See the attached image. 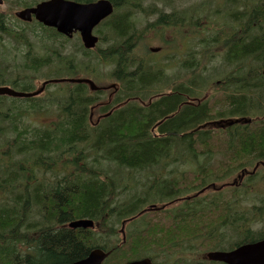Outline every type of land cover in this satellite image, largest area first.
<instances>
[{
    "label": "trees",
    "instance_id": "trees-1",
    "mask_svg": "<svg viewBox=\"0 0 264 264\" xmlns=\"http://www.w3.org/2000/svg\"><path fill=\"white\" fill-rule=\"evenodd\" d=\"M37 1L5 0L8 7L0 10V85L7 81L19 85L23 79H35L39 70L52 65L54 57L64 64L65 69L74 67L75 54L61 53L69 40L61 38L55 29L41 24L17 27L12 23L13 20L18 21L14 16L15 9L34 5ZM111 1L118 12L127 7L136 9L142 0ZM116 13L103 23L107 35L104 33L100 39L106 43L105 48H98L96 52L87 50L78 38L81 42L78 50L90 60L93 58L91 53H94L95 58L114 66L112 77L119 79L126 88V99L135 83L151 88L159 84L163 71L152 70L154 65L150 61L147 75L141 70L138 74L136 69L132 70L134 66H142L137 62L141 57L134 38L137 29L132 18ZM241 21L239 28L224 29L211 39H202L201 44L206 48L200 52L199 61L207 66L218 58L221 50H225V61L229 65L240 64L242 67L248 60L260 65H250L249 70H242L239 75L231 71L223 78L222 74L216 73L220 81L216 84L217 92L203 104L183 103L186 100L183 94L188 96L189 87L185 92L179 86L175 93L153 101L149 107L128 104L93 126L90 122L91 107L101 100L103 92L92 93L85 84H74L67 91L47 99L0 96V264H61L88 255L95 233L90 229L76 230L60 225L85 217L100 219L107 211L116 213V208L111 206L110 210L109 206L112 179H107V176L102 179L103 171L92 167L89 160L95 153L101 152L95 156L96 159L100 157L140 167L160 158H171L173 149L185 146L193 150L197 167L195 173L191 172L194 173L192 183L196 174L201 173L207 178L212 176V165L208 166L202 159L212 152L222 150L231 158L214 170L217 173L222 168L232 172L241 170L242 166L235 163L238 159L243 161L244 158L250 163L264 162V0L249 8L245 6ZM178 23L180 25L182 19L174 25ZM57 37L61 47H51L42 56L39 51L41 44L48 39L57 41ZM214 42L219 44L216 51L208 47ZM7 43H12V47ZM18 52L22 53L20 68L13 72L10 68H13V59ZM188 56L192 61L187 66L198 64L195 48ZM70 72L74 76L77 73ZM12 74L14 78L9 80L8 75ZM195 77L196 86L205 81L202 73ZM198 77H201L200 81ZM23 90L30 91L32 87L26 85ZM119 98L100 107L96 113L107 112L122 101ZM21 102L30 104L24 107ZM219 104L223 106L221 109H217ZM257 110L263 115L260 122L229 124L223 130L217 127L221 131L218 138L211 134V129L193 132L195 127L207 121L237 120L240 116L255 118L259 115ZM53 111L59 118L41 127H34L25 119L35 112ZM163 118L158 127L161 135L155 137L151 128ZM11 133L15 136L7 140ZM7 143L12 151L17 152L19 160L6 159L3 146ZM92 162L95 163L94 158ZM39 169L50 173L41 176ZM50 177L55 178L53 182ZM203 181L191 187H201ZM166 189L174 190L172 186ZM142 201L143 198L137 196L139 207ZM235 209H239L236 202ZM255 209L264 210V206ZM254 219L239 217L244 222ZM263 236L264 233L259 231L255 235L250 234L246 240L254 241ZM132 238L139 245L149 243V227L137 229Z\"/></svg>",
    "mask_w": 264,
    "mask_h": 264
},
{
    "label": "rangeland",
    "instance_id": "rangeland-1",
    "mask_svg": "<svg viewBox=\"0 0 264 264\" xmlns=\"http://www.w3.org/2000/svg\"><path fill=\"white\" fill-rule=\"evenodd\" d=\"M261 0H145L142 2L143 6L142 8L146 9L145 13H140L137 10H133V16H129L132 19H139L141 20V23L138 24L140 35L143 36L140 44H139V53L142 55L144 54V49H147V53L151 54L150 61L153 64H158L159 69L165 68L166 71V78H169L168 81H166V78L163 80H160V85L162 86V89L158 90L157 92H164L169 89L170 84H172L175 80L180 79L181 82H188L189 80H193V76L190 75L188 72L183 71L180 69V65H182L186 61H190L191 58L188 56V52H190L191 49L195 48L198 51V60L200 58V52H202L206 47H203L201 44L202 39H211L216 34H218L220 31L221 33L224 31V28L235 24L234 22H237L236 27L238 28L241 26V16L242 12L247 6L249 8L250 6H253L255 4H258ZM166 4L172 5L173 10H185L187 11L188 8L191 9H199L200 11V26L199 31L196 34L195 38L193 36V25H182V26H176L174 24L169 25V28L162 27L159 29H156L153 31L151 28V24L156 21L157 19V13L152 10H156L157 12H163L164 10L166 12H172L170 7H166ZM7 3L3 6H0V10H5L7 8ZM150 9V12H149ZM125 12V15L130 13V8L127 7L126 9L119 10L116 14L122 15V13ZM17 27H23L24 22L21 21H15L12 22ZM193 23V22H192ZM191 23V24H192ZM38 33H40L39 28L36 29ZM100 30V31H99ZM99 31L100 35L102 36L104 33L106 34V28L105 26L99 27L97 29ZM159 35L162 40L157 39V36ZM172 35V37H171ZM150 36L153 40L151 41ZM78 40H72L68 43V50L76 54L78 60L83 61L82 58V52L77 51L78 47ZM166 41H172L173 44L165 43ZM77 42V44H76ZM76 44V45H75ZM12 43H7L8 47H12ZM172 45V46H170ZM100 48L105 47V43L101 42L99 44ZM151 46H160L161 51L160 52H151L149 48ZM218 42H214L212 46H208L213 50H218ZM23 49L22 47H20ZM176 49L177 51L173 50ZM185 51L181 53V55H178V52L181 51V49H184ZM39 50V49H38ZM169 50V51H166ZM11 50L8 51V53ZM40 51V50H39ZM24 52V50H23ZM43 54H47V49H43ZM22 53L18 52L17 56L14 61L13 68H10L11 71L14 69L20 68V60L22 59V56L20 55ZM92 57L94 55L92 54ZM85 61H88V57H84ZM18 64V65H17ZM17 65V66H15ZM250 65L258 67L260 63H250V61H246L245 66H240V64H227L225 61V50H221L220 54L217 59H215L212 63L208 64L207 66H203L206 68H203L202 66L198 65L200 69L205 70V74L208 76V79H210L214 74L220 73L221 78L225 77L229 72L233 71L236 75H239L242 73V70H249ZM90 69H94V75L92 76L93 79H99L97 81L98 83L104 84L111 83L115 81L111 78V73L113 70V65L102 63L99 64L97 59H92L89 63ZM85 67V66H84ZM88 70V69H87ZM58 71V72H57ZM55 71L52 69L51 71H45L46 74L42 75L41 73H37V82H35L36 79H30V80H22L26 81L24 83H21L19 85L13 84L11 81H7L6 85L13 87L17 90L25 89L26 85L28 84H36L38 87L41 86L42 80L54 77L57 74L60 75H71L70 71L72 70H57ZM79 71V74H83L84 68L82 67ZM164 72V70H163ZM176 73L177 75H174ZM14 76L10 75L9 80H12ZM220 78V79H221ZM103 81V82H102ZM211 82L215 81H209L207 85H209ZM105 83V84H106ZM159 86V85H158ZM159 86V88L161 87ZM194 87H191V90H193ZM58 88L51 87L50 92H55ZM204 89V88H203ZM111 92V91H108ZM108 92L103 93L102 100H105L108 98ZM155 93V92H154ZM200 93V91L198 92ZM153 94V93H152ZM197 94V93H196ZM202 94V92H201ZM204 94V92H203ZM21 105L28 106L26 103H21ZM223 106L219 104L217 106V109H221ZM7 110V109H5ZM54 114V113H52ZM26 119V118H25ZM29 121L33 122L32 125L39 124L41 121L48 122L50 121L51 117L49 115L45 114H35L33 116H30ZM27 120V119H26ZM28 121V120H27ZM218 133H214L213 135L216 136V138L220 137L217 136ZM15 135L13 133L7 135V140L11 139V137H14ZM8 148V147H7ZM167 151V150H166ZM175 151V150H173ZM185 150L182 149L178 153L184 152ZM176 152V151H175ZM7 155L3 154L7 158H12L14 160H19L20 157L16 156L10 149H7L6 151ZM177 153V152H176ZM215 155H211V158L209 159V166L215 164V162L219 159V153H223L221 151L215 152ZM179 155V154H178ZM98 156L96 153L92 156V158H89L92 167L102 169L107 173V175L113 177L115 173V166L113 162L110 161H104L102 158L99 157L100 162L99 163H93L92 159ZM174 163H180V162H187V160H175L170 161ZM31 164V163H30ZM160 164L159 162L156 164ZM154 165V166H156ZM172 167L178 168L176 165H171ZM153 167V166H152ZM164 167L163 164H161L160 167ZM238 172L234 173V176L237 175ZM151 176V175H149ZM153 177V176H151ZM163 180L156 178V183L161 184ZM148 182V180H147ZM222 182H218V184H221ZM117 190L116 192L119 194V192L122 190V184H117ZM151 186V183L149 182V187ZM151 191H149V194L153 191L152 187ZM248 188V187H247ZM157 189V188H156ZM141 190V188H140ZM155 190V189H154ZM231 191V189L228 190V192ZM252 193L251 196L253 199L247 203H244L243 207L247 208L249 206H252L253 204H259V200L255 199V192L260 191L262 192L264 196V184L263 182L255 183L254 186H252ZM206 199L210 196L216 197V194H214L212 191L207 192L205 195ZM157 199V198H156ZM125 197L123 195H120L119 197L116 196L114 199V204H118L120 201H124ZM152 198L148 199V202L145 203V206H148L151 204ZM158 202H156L158 205H160L162 202L161 199H157ZM242 205V203H239ZM110 206V205H109ZM108 206V207H109ZM144 206V207H145ZM253 207V206H252ZM225 208L221 207L219 210L214 211L212 214L208 210H205L199 214H187L186 216L181 217V219L178 221V224L172 225V220L170 218V212L162 213L159 215H149V248L155 253L158 254L160 250L163 249H169L171 244L177 241L186 240L188 236L194 235L196 233L204 234V232H207L210 230V228L215 224V222H211V218L213 219L214 216H220L224 212ZM258 210V209H257ZM171 214L177 215L178 209H171ZM232 213H236L234 210H232ZM119 219V217H118ZM119 221H121L119 219ZM217 221V220H216ZM109 227L114 225L118 229V233L116 235L115 241H120L122 239V234L120 233V227L117 222V217L113 216L111 220L108 221ZM221 238V241L219 242L218 246H222V244H225L226 247H230L234 245L236 242L240 241L243 238L242 233H235L231 228H228L227 234L220 235L217 232L213 236V240H209L208 242L202 243L203 239H195L189 242L182 243V248L188 249V257L189 258H195L199 259L200 256L204 253V250L209 247L210 244H214L217 242V240ZM161 238L162 240H159ZM137 243L132 240L130 244L123 247L121 251L118 252L117 255H115L110 261H114L116 259L120 258H130L133 256L131 249L135 248ZM145 244V243H140ZM143 245H140L142 248ZM223 248L225 246H222ZM244 262V261H242ZM191 263V262H189ZM247 263V262H244ZM169 264H176L174 260H171ZM183 264V263H181ZM251 264V263H247Z\"/></svg>",
    "mask_w": 264,
    "mask_h": 264
},
{
    "label": "water",
    "instance_id": "water-1",
    "mask_svg": "<svg viewBox=\"0 0 264 264\" xmlns=\"http://www.w3.org/2000/svg\"><path fill=\"white\" fill-rule=\"evenodd\" d=\"M3 0H0V4ZM114 10V5L110 0H97L91 3H77L69 0H48L39 3L35 7L25 8L16 11V16L22 20L31 21L33 15L39 21L47 26L55 27L59 32L72 36L74 31H78L81 35L84 46L92 49L98 42V37L93 34V29L106 17H108ZM155 50V49H153ZM264 73V71H263ZM82 82L83 79L71 80ZM88 82L92 89L96 90L98 87L91 81ZM39 91L34 93L17 92L9 87H0V94H8L19 97H29L38 94ZM71 227H88L93 226L92 220H76L70 224ZM255 247V254L259 258L264 257V241L259 246ZM211 259L222 260L229 263H240L247 259L246 253L241 250L237 252H216L210 254ZM91 258H88L83 263L88 264ZM141 264H148L144 262Z\"/></svg>",
    "mask_w": 264,
    "mask_h": 264
},
{
    "label": "flooded vegetation",
    "instance_id": "flooded-vegetation-1",
    "mask_svg": "<svg viewBox=\"0 0 264 264\" xmlns=\"http://www.w3.org/2000/svg\"><path fill=\"white\" fill-rule=\"evenodd\" d=\"M75 35H79V34H78V33H76ZM51 41H52V39H51ZM116 91H118V89H115V92H116Z\"/></svg>",
    "mask_w": 264,
    "mask_h": 264
},
{
    "label": "bare ground",
    "instance_id": "bare-ground-1",
    "mask_svg": "<svg viewBox=\"0 0 264 264\" xmlns=\"http://www.w3.org/2000/svg\"><path fill=\"white\" fill-rule=\"evenodd\" d=\"M256 264V263H255Z\"/></svg>",
    "mask_w": 264,
    "mask_h": 264
}]
</instances>
